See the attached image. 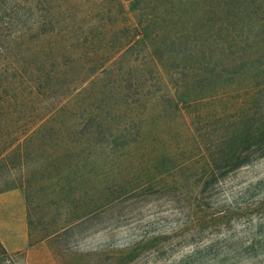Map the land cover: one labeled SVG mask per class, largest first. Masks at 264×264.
Here are the masks:
<instances>
[{"label": "trees", "instance_id": "trees-1", "mask_svg": "<svg viewBox=\"0 0 264 264\" xmlns=\"http://www.w3.org/2000/svg\"><path fill=\"white\" fill-rule=\"evenodd\" d=\"M263 156L264 0H0V194L104 207Z\"/></svg>", "mask_w": 264, "mask_h": 264}, {"label": "rangeland", "instance_id": "rangeland-1", "mask_svg": "<svg viewBox=\"0 0 264 264\" xmlns=\"http://www.w3.org/2000/svg\"><path fill=\"white\" fill-rule=\"evenodd\" d=\"M164 181L128 187L104 207L92 194L67 202L48 186L30 206L22 189L7 192L30 246L8 253L0 243V264H264V156L205 190Z\"/></svg>", "mask_w": 264, "mask_h": 264}, {"label": "crops", "instance_id": "crops-1", "mask_svg": "<svg viewBox=\"0 0 264 264\" xmlns=\"http://www.w3.org/2000/svg\"><path fill=\"white\" fill-rule=\"evenodd\" d=\"M8 195L7 192L0 194V209L3 210L2 214L0 212V243L6 252L12 253L28 249L30 243L24 214L14 216L13 212L7 211Z\"/></svg>", "mask_w": 264, "mask_h": 264}]
</instances>
